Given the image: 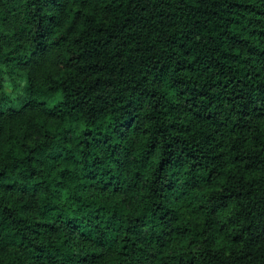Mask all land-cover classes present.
I'll return each mask as SVG.
<instances>
[{
    "label": "trees",
    "instance_id": "16d2710c",
    "mask_svg": "<svg viewBox=\"0 0 264 264\" xmlns=\"http://www.w3.org/2000/svg\"><path fill=\"white\" fill-rule=\"evenodd\" d=\"M0 264H264V0H0Z\"/></svg>",
    "mask_w": 264,
    "mask_h": 264
},
{
    "label": "rangeland",
    "instance_id": "374dc122",
    "mask_svg": "<svg viewBox=\"0 0 264 264\" xmlns=\"http://www.w3.org/2000/svg\"><path fill=\"white\" fill-rule=\"evenodd\" d=\"M23 82L24 81H23L22 77L17 78L15 81H13L12 85L6 83L5 88L9 91L11 90V94L13 93L15 95V94L19 93L20 91H22ZM50 102H51L50 98L46 99V103L49 104Z\"/></svg>",
    "mask_w": 264,
    "mask_h": 264
}]
</instances>
